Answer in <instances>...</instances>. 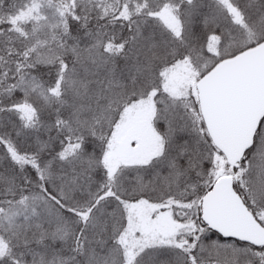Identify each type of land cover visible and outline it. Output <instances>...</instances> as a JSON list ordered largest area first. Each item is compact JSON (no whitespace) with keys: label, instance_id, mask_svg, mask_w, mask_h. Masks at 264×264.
Returning <instances> with one entry per match:
<instances>
[{"label":"snow or ice","instance_id":"obj_1","mask_svg":"<svg viewBox=\"0 0 264 264\" xmlns=\"http://www.w3.org/2000/svg\"><path fill=\"white\" fill-rule=\"evenodd\" d=\"M0 264H264V0H0Z\"/></svg>","mask_w":264,"mask_h":264}]
</instances>
